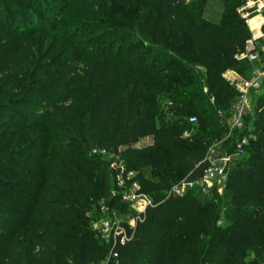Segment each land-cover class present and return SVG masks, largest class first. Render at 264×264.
<instances>
[{"label":"trees","instance_id":"16d2710c","mask_svg":"<svg viewBox=\"0 0 264 264\" xmlns=\"http://www.w3.org/2000/svg\"><path fill=\"white\" fill-rule=\"evenodd\" d=\"M58 2L0 0V264H250L248 253L264 256V98L252 125L256 140L227 175L226 202L217 189L169 197L181 181L203 176L212 146L236 153L243 139L237 132L239 141L231 139L218 116L230 118L239 98L223 75L242 74L235 58L249 39L237 12L243 0H222L221 26L202 22L185 0H154L133 40L123 38L130 50L97 62L67 40L63 59L58 44H39L37 19L55 22ZM161 99L180 118L174 133L156 128ZM147 113L154 145L129 151V159L156 153L157 165L151 177L127 171L154 204L134 228L119 224L125 244L106 242L83 226L92 191L103 204L122 196L111 198L116 169L93 152L119 156ZM190 115L196 124L184 123Z\"/></svg>","mask_w":264,"mask_h":264},{"label":"rangeland","instance_id":"374dc122","mask_svg":"<svg viewBox=\"0 0 264 264\" xmlns=\"http://www.w3.org/2000/svg\"><path fill=\"white\" fill-rule=\"evenodd\" d=\"M153 2L154 0H66V2L59 0L57 7L62 8V12L55 22L45 23L43 18L37 19V26L40 30H43L41 35L38 33L41 36L38 37V39H41L39 44L47 43V46L58 44L60 47L56 56L62 59L65 58L63 48H67V51L71 49L68 47L66 40L71 42L70 46L81 52V55L86 58L85 61L93 58L97 62L99 57L118 59L121 54H124V51L130 50L128 46L123 47V38L126 37L133 40L136 36L135 29L138 24L146 22L150 17ZM185 6L193 9L198 18L205 24L223 25L225 9L222 0H185ZM245 25L249 32L248 40H250L257 30L253 29L252 31L246 23ZM51 30L54 31L51 32ZM63 45L67 47H63ZM256 49L258 57L256 67L262 70L264 68V37L258 43ZM133 58V56H126L127 61H131ZM246 62L248 61H241V76L244 80L250 82L254 79V71H252L254 65ZM80 70L85 72L87 68L82 66ZM199 70L202 71V68H199ZM113 83L117 84V80L114 79ZM262 85L263 88L260 92L252 91L249 93L250 110L243 119L244 127L242 130H232L229 122L230 118L226 117L223 111V114L221 112L218 113L222 120V125L227 129L231 139L236 137L237 134L235 132H237L239 135L240 133L242 134L243 139L248 140V144L256 140L252 125L256 120L258 101L264 98V76ZM238 102L239 98L236 99L231 107V113L234 112ZM169 105V100L161 99L158 101V112L154 117L156 119L155 124L159 131L166 129L167 132L174 133L176 128H178L177 122L180 121V118L173 116L169 112ZM152 117L150 113L145 115L146 123L139 127V137L124 143L120 149L119 156H108L105 158V162L110 165V169H114L115 166L121 164L127 170L129 165L136 172L135 174L146 171L148 176L151 177L157 165V154L154 153L138 160H130L129 151H139L154 145L153 138L147 135L150 130L148 122ZM192 117L191 115L185 117L183 119L184 123L188 122ZM192 129L195 130L196 127H192ZM184 138L187 137L184 136ZM239 138L236 137V142L239 141ZM218 145L220 147L219 153L232 157V163L226 168V174L228 175L234 168V160L239 158V156L232 149L222 148V143H218ZM245 149L242 158H246L245 156L248 153V149ZM217 193L218 197L226 202L227 193L224 192V189H217ZM125 194H129V190L121 192L112 185L111 198ZM91 198L94 203L90 202L89 209L86 211L89 221L83 226L94 232L97 238L99 237L101 240L109 242L111 233L116 230L120 223L134 224L137 211L132 203L122 201L123 204L115 203L112 205L110 202L103 204L97 200V191L95 189L92 191ZM125 210L127 213H125ZM227 218L228 215L222 210L218 226L224 228L229 223ZM105 225H108L109 228H105ZM245 260L250 264H264V256L257 257L252 253H248Z\"/></svg>","mask_w":264,"mask_h":264},{"label":"built area","instance_id":"2783aa9c","mask_svg":"<svg viewBox=\"0 0 264 264\" xmlns=\"http://www.w3.org/2000/svg\"><path fill=\"white\" fill-rule=\"evenodd\" d=\"M238 15L249 26L250 30L256 29L257 32L247 41L245 51L236 56V60L248 61L254 65V79L250 82L244 80V78L234 71H228L223 75L224 80L232 87L236 89L239 94V102L235 108L232 116L229 119L231 129L238 131L244 127L243 119L247 116L249 105V93L260 92L263 88L262 78L264 76V68L262 70L256 67L258 63L257 57V45L264 37V0H243L242 5L238 9ZM189 123L196 124V119L190 118ZM186 137L189 135L186 134ZM248 145L247 139H242L236 146V155L241 156L244 154V149ZM220 147L215 144L207 152L205 162L208 164L206 172L197 180H183L179 184L175 185L170 193L169 197H183L189 191H200L202 194L208 195L215 189H224L227 183L226 168L232 163V157L219 153ZM94 155H101L108 157L105 152L94 151ZM116 177L115 184L118 191L125 192L129 190V194L122 196V201L132 203L137 211V217L134 224H130L132 228L137 223H142L145 213L148 208L153 207V200L148 196L140 193V186L135 181V174L128 172L121 164L115 166ZM127 183H130L127 189ZM105 228H109L105 225ZM110 238H114L115 241H119L121 245L128 241L127 235L123 230L118 231V226ZM118 238V239H117Z\"/></svg>","mask_w":264,"mask_h":264}]
</instances>
